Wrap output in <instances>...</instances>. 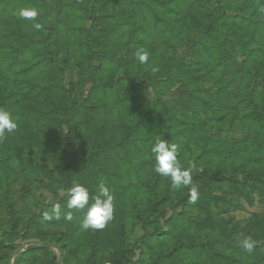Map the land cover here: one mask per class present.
Here are the masks:
<instances>
[{
	"label": "rangeland",
	"instance_id": "1",
	"mask_svg": "<svg viewBox=\"0 0 264 264\" xmlns=\"http://www.w3.org/2000/svg\"><path fill=\"white\" fill-rule=\"evenodd\" d=\"M0 108L18 125L0 141V264H264L238 246L264 237V0H0ZM158 140L193 185L154 171ZM100 182L113 219L84 230L67 189ZM56 203L70 221L43 219Z\"/></svg>",
	"mask_w": 264,
	"mask_h": 264
},
{
	"label": "clouds",
	"instance_id": "2",
	"mask_svg": "<svg viewBox=\"0 0 264 264\" xmlns=\"http://www.w3.org/2000/svg\"><path fill=\"white\" fill-rule=\"evenodd\" d=\"M18 16L23 21L31 22L32 27L40 31L43 28L41 23L36 22L39 11L35 7L21 8ZM135 58L140 64H147L149 61V52L143 47L135 52ZM160 71L159 67H151L153 75ZM17 121L11 112L0 108V141L5 140L17 129ZM155 158L154 171L165 178L170 179L171 186L175 189H183L193 185L192 170L183 168L179 159V146L175 143H167L164 140H158L151 148ZM68 198L66 208L68 210L82 211L87 209L81 224L82 229L92 231H102L113 219L114 215V197L110 189L104 182H100L94 194L90 195L89 189L82 184H74L67 189ZM199 198L196 187H191L189 192V202L195 204ZM91 199V204L89 201ZM72 219L71 211H63L59 203L52 206L50 211L43 214L45 221ZM238 246L244 251L251 253L257 246V241L252 237H244L238 241Z\"/></svg>",
	"mask_w": 264,
	"mask_h": 264
},
{
	"label": "trees",
	"instance_id": "3",
	"mask_svg": "<svg viewBox=\"0 0 264 264\" xmlns=\"http://www.w3.org/2000/svg\"><path fill=\"white\" fill-rule=\"evenodd\" d=\"M35 90H37V88H35ZM92 161L96 163V168L97 169L103 167V165H101V163L99 162V159L92 158ZM86 162H80V165L77 164L76 167L85 168L86 167L85 166ZM160 184H161V179H160V177H157L156 181L154 182V185L152 187H149V188L145 187L144 188L153 197V199H151L152 197L147 198V207H146V209L148 211L147 219H152V217H154V210L156 209L154 204L156 203V204L160 205V202H161L160 201L161 200L160 199V195H161V192H162L161 190H163L161 188L162 185L160 186ZM165 192H166L165 196L168 198L169 197L168 195L172 193V189L169 187ZM166 197H163L162 200H166L165 199ZM133 201L134 200H131V202H133ZM82 216L84 217V215H82ZM147 219H141V220L145 224L147 222ZM46 247L48 248V245L47 246H43V247H39L37 250L44 251V250H46ZM254 250L256 252H258V251H261L262 253L264 252V237H262L261 239L257 240V246H256V248ZM257 256H262V255H261V253H258Z\"/></svg>",
	"mask_w": 264,
	"mask_h": 264
},
{
	"label": "water",
	"instance_id": "4",
	"mask_svg": "<svg viewBox=\"0 0 264 264\" xmlns=\"http://www.w3.org/2000/svg\"><path fill=\"white\" fill-rule=\"evenodd\" d=\"M49 248H57V246L55 245H48ZM24 251V249H20L19 251H17L13 256H12V260L20 253H22ZM59 263L61 264L62 261H61V257H60V260H59Z\"/></svg>",
	"mask_w": 264,
	"mask_h": 264
}]
</instances>
